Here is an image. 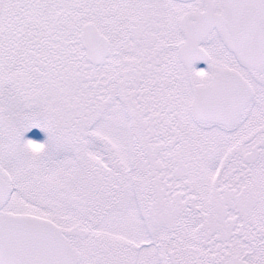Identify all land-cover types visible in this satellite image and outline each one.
Masks as SVG:
<instances>
[{"label":"snow or ice","instance_id":"obj_1","mask_svg":"<svg viewBox=\"0 0 264 264\" xmlns=\"http://www.w3.org/2000/svg\"><path fill=\"white\" fill-rule=\"evenodd\" d=\"M0 264H264V0H0Z\"/></svg>","mask_w":264,"mask_h":264},{"label":"flooded vegetation","instance_id":"obj_2","mask_svg":"<svg viewBox=\"0 0 264 264\" xmlns=\"http://www.w3.org/2000/svg\"><path fill=\"white\" fill-rule=\"evenodd\" d=\"M196 67H197V68H204L205 65H204L202 62H200V63H197V64H196Z\"/></svg>","mask_w":264,"mask_h":264}]
</instances>
